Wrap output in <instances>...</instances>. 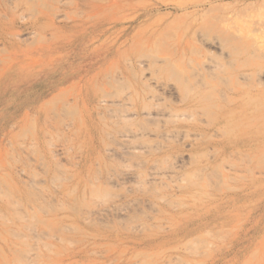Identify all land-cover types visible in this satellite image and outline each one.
Masks as SVG:
<instances>
[{
  "label": "rangeland",
  "instance_id": "rangeland-1",
  "mask_svg": "<svg viewBox=\"0 0 264 264\" xmlns=\"http://www.w3.org/2000/svg\"><path fill=\"white\" fill-rule=\"evenodd\" d=\"M263 43L264 0H0V264H264Z\"/></svg>",
  "mask_w": 264,
  "mask_h": 264
},
{
  "label": "bare ground",
  "instance_id": "bare-ground-1",
  "mask_svg": "<svg viewBox=\"0 0 264 264\" xmlns=\"http://www.w3.org/2000/svg\"><path fill=\"white\" fill-rule=\"evenodd\" d=\"M198 32V31H197ZM264 44V43H263ZM260 47V46H259ZM264 49V48H263ZM149 50V49H148ZM155 53V52H154ZM182 55V54H181ZM192 55V54H191ZM167 66V65H166ZM202 66V65H201ZM173 67V66H172ZM187 67H188V65H187ZM198 68V67H197ZM205 69V68H204ZM211 70V69H210ZM208 72H209V70H208ZM171 75V74H170ZM194 75V74H193ZM209 76V75H208ZM186 78V77H185ZM190 78H192L191 76H190ZM202 84H204V83H202ZM185 96V95H184ZM109 115V114H108ZM171 115V114H170ZM174 117V116H173ZM180 120V119H179ZM124 138V137H123ZM125 152V151H124ZM107 157H109V156H107ZM110 158V157H109ZM57 178V177H56ZM52 183V182H51ZM90 183V182H89ZM103 190V189H102ZM109 190V189H108ZM182 206V205H181ZM52 207V206H51ZM40 208V207H39ZM126 208V207H125ZM44 211V210H43ZM116 213H118V212H116ZM21 220V219H20ZM23 220V219H22ZM34 234H35V232H34ZM35 236H37V235H35ZM18 237V236H17ZM49 238V237H48ZM24 244V243H23ZM26 245V244H25ZM36 245V244H35ZM25 254V253H24Z\"/></svg>",
  "mask_w": 264,
  "mask_h": 264
}]
</instances>
